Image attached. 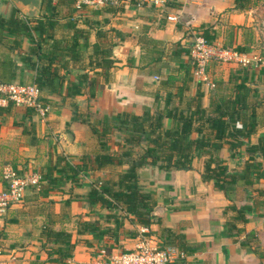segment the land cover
Here are the masks:
<instances>
[{"label": "crops", "instance_id": "obj_1", "mask_svg": "<svg viewBox=\"0 0 264 264\" xmlns=\"http://www.w3.org/2000/svg\"><path fill=\"white\" fill-rule=\"evenodd\" d=\"M80 1L43 0L37 19L53 22L51 36L43 44L36 68L17 62L20 82L35 83L38 71L46 72L41 80L51 83L41 88L40 104L48 113L42 116L32 107L0 99V107L6 109L0 114V190L5 188L3 176L8 169L22 177H42L40 185H30L22 202L12 205L0 219V264H55L50 255L59 245L47 242V227L72 234L75 247L67 264H93L102 249L115 255L138 243L141 227L123 218L122 209L117 212L123 222L117 240L111 234H77L79 221L115 227L110 218L114 212L100 205L91 207L86 197L100 183L115 188L132 158L124 159L123 165L82 172L78 182L69 179L59 187L50 186L44 177L57 155L80 165L83 156L103 153L98 137L82 119L124 112L141 116L144 108L191 113L199 98L209 112L212 96L234 98L236 85L244 78L247 85L259 89L249 94L246 118L247 122L254 119L256 129L234 155L222 141L219 158L229 172H240L250 160L246 147L264 141V67L212 63L204 81L194 75L191 52L195 37H203L208 30L216 33L212 43L242 49L251 57L263 55L264 0H170L165 10L136 9L127 2L95 10ZM14 9L18 10L13 0H0L1 16L9 17ZM19 17L26 18L20 11ZM54 40L62 52L53 50ZM31 44L24 38L13 58L27 54ZM103 56L113 61L108 76L107 69L97 66ZM173 125L171 118L164 119L165 129ZM237 127L242 128V123ZM119 137L115 132L110 142L118 154L123 150L114 143L120 142ZM198 137L192 134L193 139ZM141 151L136 148L135 155ZM207 159L205 155L192 158L188 170L166 172L157 165L137 169L140 188L156 201L150 234L163 242L179 243L185 258L174 264H264V179L239 180L227 191L217 190L214 179H203ZM260 161L264 167V160Z\"/></svg>", "mask_w": 264, "mask_h": 264}, {"label": "trees", "instance_id": "obj_2", "mask_svg": "<svg viewBox=\"0 0 264 264\" xmlns=\"http://www.w3.org/2000/svg\"><path fill=\"white\" fill-rule=\"evenodd\" d=\"M31 21H34L35 24L31 25ZM53 27V22L49 20L20 18L17 9H14L9 17L0 15V84L24 83L19 81L20 67L17 62H23L26 68H36V60L40 58L39 54L43 44L48 36H51ZM203 37L207 42L212 43L211 40L216 37V33L205 30ZM24 38L32 42L28 53L13 58L12 54L21 49ZM52 46L55 52L63 50L61 44L55 40ZM72 49H76V46L73 45ZM238 50L247 53L242 49ZM97 66L104 70L107 69L104 74L108 76L113 61L103 56V61ZM51 74L52 77L56 76L55 72H51ZM44 76H46V72L38 71L35 83L40 88L51 83L46 79L44 81L46 83H43L41 79ZM85 77L84 75L82 78ZM188 77H190L189 73ZM246 82V79L243 78L241 83L236 85L234 98L224 95L212 96L209 112L202 107L199 98L194 112L191 113L188 110L179 112L175 108H173V112L152 111L149 108H144L141 116L124 112L116 117L104 115L94 120L82 119L83 122H88L98 137L103 153L94 158L83 156V162L80 165H72L69 157L57 155L55 165L50 166L44 172V177L50 186H63L69 179L78 182L82 172L104 169L113 164L123 165L126 158H132V160L129 169L119 174L115 188L100 183L93 187L86 197L91 207L100 205L102 208L114 212L110 218L113 219L115 227L113 229L102 228L99 221H79L77 234L100 236L111 234L117 240V231L123 226L122 219L117 214L120 209L124 211L123 218H127L131 223L140 227L150 228L154 221L153 209L156 201L151 193L144 192L140 188L137 173L138 168L146 165H157L166 172L188 170L191 168L192 158H200L205 155L208 156V159L205 163L203 179H214V187L217 190L227 191L232 184L239 180L249 183L252 178L255 181L264 179V167L260 161L264 160V141L259 146L246 147V151L250 153V160L245 163L240 172H229L224 161L219 158L223 146L222 141L228 143L232 155H234L233 152L244 146L245 141L243 140L249 138L256 129L254 119L247 122L246 118L250 110L249 94L251 92L258 93L259 89L247 85ZM5 110L0 107V114ZM253 114L254 110L251 113L252 118ZM167 117L174 121V125L170 129L164 128V119ZM238 122L242 123V128L237 127ZM115 132L120 134V142L114 141L123 149L120 154L116 153L110 144ZM204 132H211L213 135H204ZM193 133L199 134V137L193 139ZM136 148H141V153L135 155ZM258 154L260 157H257ZM56 173L59 176L55 177ZM240 216L245 222L246 218L243 214H239L238 217ZM45 233L47 242L59 245L50 255L51 262L67 264L66 260L72 258L75 247V243H72V234L56 231L49 227L46 228ZM174 243L176 242L172 240L163 242L165 246L183 249L179 243L176 245ZM54 254H56V258L53 257Z\"/></svg>", "mask_w": 264, "mask_h": 264}, {"label": "built area", "instance_id": "obj_3", "mask_svg": "<svg viewBox=\"0 0 264 264\" xmlns=\"http://www.w3.org/2000/svg\"><path fill=\"white\" fill-rule=\"evenodd\" d=\"M132 3L136 9L155 7L165 10L170 0H81L80 5H87L92 9H100L107 5L120 6L123 3ZM176 21L177 17H168ZM192 60L195 67L194 75L207 80L206 68L212 64H228L241 67H264V57H251L238 49L220 46L207 42L204 37L197 36L192 47ZM214 87V85H211ZM41 88L36 83L0 84V99L5 98L16 105L34 108L39 114L45 116L48 110L40 104ZM5 188L0 190V219L3 218L10 207L22 202L25 192L30 185L39 186L42 177L32 175L19 176L15 171L8 169L4 173ZM138 243L134 248L115 255H108L105 249L99 252L93 264H174L184 259L185 253L174 246H165L159 237L150 234L147 227H141L138 232Z\"/></svg>", "mask_w": 264, "mask_h": 264}, {"label": "water", "instance_id": "obj_4", "mask_svg": "<svg viewBox=\"0 0 264 264\" xmlns=\"http://www.w3.org/2000/svg\"><path fill=\"white\" fill-rule=\"evenodd\" d=\"M18 10L26 18L37 19L40 17L43 0H13ZM254 87H260L257 83L253 84ZM264 88V85L261 86ZM68 136H71L68 133Z\"/></svg>", "mask_w": 264, "mask_h": 264}, {"label": "rangeland", "instance_id": "obj_5", "mask_svg": "<svg viewBox=\"0 0 264 264\" xmlns=\"http://www.w3.org/2000/svg\"><path fill=\"white\" fill-rule=\"evenodd\" d=\"M2 1V0H1ZM263 19H264V17H263ZM260 28H261V40H262V45H261V47H264V37H263V34H264V24H261V26H260ZM263 31V32H262ZM259 50V49H258ZM262 52H264V50H261ZM257 55H259L258 57L259 58H263L264 57V54L262 55V54H257ZM257 55L256 54H254V56L253 57H257ZM233 66H236V65H233Z\"/></svg>", "mask_w": 264, "mask_h": 264}]
</instances>
